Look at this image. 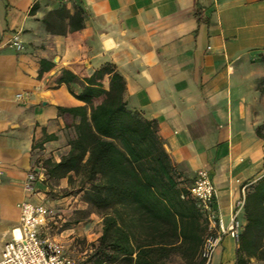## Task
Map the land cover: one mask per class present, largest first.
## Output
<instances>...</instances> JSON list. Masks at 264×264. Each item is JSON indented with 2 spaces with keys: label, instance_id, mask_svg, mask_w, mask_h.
<instances>
[{
  "label": "crops",
  "instance_id": "1",
  "mask_svg": "<svg viewBox=\"0 0 264 264\" xmlns=\"http://www.w3.org/2000/svg\"><path fill=\"white\" fill-rule=\"evenodd\" d=\"M15 35L21 51L8 45ZM0 46V261L26 201L63 214L49 235L75 260V241L93 238V215H76L89 208L83 193L68 177L50 179L44 165L69 152L80 121L59 109L86 105L76 98L81 81L60 83L65 69L91 76L113 66L128 109L158 125L183 186L209 172L225 226L264 177V0H0ZM42 61L54 68L39 79ZM32 171L40 174L34 193L26 190ZM240 220L245 227L244 210ZM239 248L224 236L209 264H238Z\"/></svg>",
  "mask_w": 264,
  "mask_h": 264
},
{
  "label": "trees",
  "instance_id": "2",
  "mask_svg": "<svg viewBox=\"0 0 264 264\" xmlns=\"http://www.w3.org/2000/svg\"><path fill=\"white\" fill-rule=\"evenodd\" d=\"M82 23L83 12L77 10L71 17L76 33ZM53 68L42 61L39 79ZM76 71L65 69L59 81L67 85L81 81L84 92L76 98L86 105L59 109L80 121L72 125L69 152L60 162L48 159L44 165L50 179L68 177L83 193L89 208L76 215L96 214L102 219L96 249L100 264L119 260L168 264L173 257L184 264H205L207 221L176 173L158 125L128 109L126 82L113 66L91 76L81 66ZM244 214L247 224L238 264H251V259L264 264V177L247 193Z\"/></svg>",
  "mask_w": 264,
  "mask_h": 264
},
{
  "label": "built area",
  "instance_id": "3",
  "mask_svg": "<svg viewBox=\"0 0 264 264\" xmlns=\"http://www.w3.org/2000/svg\"><path fill=\"white\" fill-rule=\"evenodd\" d=\"M8 45L17 51L24 48L18 35H15ZM17 97L24 98L22 94ZM39 179L40 174L30 172L26 190L34 193L35 184ZM189 193L198 202L207 221V236L202 248V257L206 261L205 264H209L224 236L230 234L240 242L244 230L240 213L244 210L245 198L238 203L231 225L227 227L216 209V188L207 170L197 173ZM19 208L20 228L14 231L12 240L5 245L0 264H81L65 253L61 242L49 235L60 231L65 223V218L59 210L29 201L21 203Z\"/></svg>",
  "mask_w": 264,
  "mask_h": 264
},
{
  "label": "rangeland",
  "instance_id": "4",
  "mask_svg": "<svg viewBox=\"0 0 264 264\" xmlns=\"http://www.w3.org/2000/svg\"><path fill=\"white\" fill-rule=\"evenodd\" d=\"M78 190V188H76ZM93 215V227H92V234L93 238L91 241H88L87 238L84 240H77L74 243V247L77 248V252L75 253L77 256H82L80 258L81 264H100L101 258L96 256V249L99 246V238L102 235V219L96 214H88L83 213L77 218L82 219H89L90 216ZM64 248H68V246L63 245ZM72 249V247H71ZM104 264H128L124 260H119L115 263H111L109 261H104ZM168 264H184L179 257H173Z\"/></svg>",
  "mask_w": 264,
  "mask_h": 264
}]
</instances>
